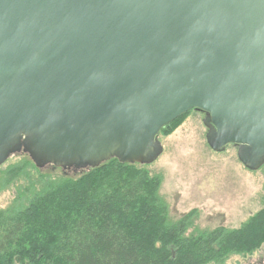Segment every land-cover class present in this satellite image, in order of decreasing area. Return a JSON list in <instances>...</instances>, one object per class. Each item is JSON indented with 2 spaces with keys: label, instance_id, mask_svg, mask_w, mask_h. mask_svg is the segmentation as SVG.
<instances>
[{
  "label": "water",
  "instance_id": "water-1",
  "mask_svg": "<svg viewBox=\"0 0 264 264\" xmlns=\"http://www.w3.org/2000/svg\"><path fill=\"white\" fill-rule=\"evenodd\" d=\"M191 110L264 166V0H0V167L150 165Z\"/></svg>",
  "mask_w": 264,
  "mask_h": 264
},
{
  "label": "trees",
  "instance_id": "trees-1",
  "mask_svg": "<svg viewBox=\"0 0 264 264\" xmlns=\"http://www.w3.org/2000/svg\"><path fill=\"white\" fill-rule=\"evenodd\" d=\"M146 169L112 158L45 183L23 208L1 209L0 264H222L264 244V205L238 228L188 235L194 213L170 221L160 180Z\"/></svg>",
  "mask_w": 264,
  "mask_h": 264
},
{
  "label": "rangeland",
  "instance_id": "rangeland-1",
  "mask_svg": "<svg viewBox=\"0 0 264 264\" xmlns=\"http://www.w3.org/2000/svg\"><path fill=\"white\" fill-rule=\"evenodd\" d=\"M204 118V113L190 111L168 135H160L164 152L146 166L149 175L160 180L158 193L170 221L194 213L188 235L238 228L264 205V166L258 171L245 168L233 145L213 151ZM11 170L19 173L11 177ZM88 171L38 168L27 154H14L0 167V210L23 208L45 183L76 179ZM222 264H264V244L252 254H233Z\"/></svg>",
  "mask_w": 264,
  "mask_h": 264
},
{
  "label": "flooded vegetation",
  "instance_id": "flooded-vegetation-1",
  "mask_svg": "<svg viewBox=\"0 0 264 264\" xmlns=\"http://www.w3.org/2000/svg\"><path fill=\"white\" fill-rule=\"evenodd\" d=\"M195 111H198V110H195ZM200 112H201V111H200ZM70 170H74V171H75V170H77V169H74V168H73V169H70Z\"/></svg>",
  "mask_w": 264,
  "mask_h": 264
}]
</instances>
